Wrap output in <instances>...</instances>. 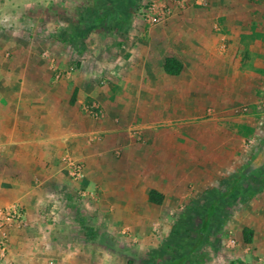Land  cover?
Masks as SVG:
<instances>
[{"label":"rangeland","instance_id":"1","mask_svg":"<svg viewBox=\"0 0 264 264\" xmlns=\"http://www.w3.org/2000/svg\"><path fill=\"white\" fill-rule=\"evenodd\" d=\"M79 2L0 0V58L26 53L46 60L51 84L77 74L84 89H94L98 98H86L82 108L95 128L92 150L105 155V164L123 161L125 168L157 171L164 199L159 206L139 209L148 222L139 223L138 232L126 227L122 241L104 230V222L90 213L79 193V201L56 208L46 221L66 251L95 246L106 259L112 252L111 261L117 264H145L141 241L158 240L156 219L172 224L190 199L203 205L205 191L224 193L231 178L264 151V0L129 2L126 25L92 29L75 41L76 51L56 36L73 25ZM162 7L171 14L161 23L152 22ZM141 52L147 55L140 58ZM169 56L183 64L178 76L163 73ZM125 139L134 143L133 150L125 147ZM172 170L177 192L167 188ZM259 173L252 170L247 177L259 191L240 206L235 202L226 223L232 230L230 245L241 244L252 253L245 262L264 261ZM224 230L215 246L203 247L210 256L220 249Z\"/></svg>","mask_w":264,"mask_h":264},{"label":"crops","instance_id":"2","mask_svg":"<svg viewBox=\"0 0 264 264\" xmlns=\"http://www.w3.org/2000/svg\"><path fill=\"white\" fill-rule=\"evenodd\" d=\"M146 55L141 52L140 58ZM76 75L51 84L46 60L26 53L0 58V208L17 205L23 212V220L8 229L9 249L0 253V264H117L114 258L111 261L112 252L106 259L95 246L79 245L77 250L66 251L51 236L52 224L46 221L53 218L56 208L79 201L77 195L85 189L89 194L80 198L82 203L104 222L105 231L121 240L126 227L138 232L139 223L149 219L139 211L154 205L148 201L149 191L165 193L157 171H139L133 165L125 168L123 161L105 164V155L92 150L95 128H90L82 108L86 98H98L94 89H84L82 78ZM127 141L123 144L133 150L134 143ZM66 156L84 161L83 179L71 176L63 161ZM174 170L168 173L167 188L177 192ZM155 225L158 240L141 241L146 250L156 247L172 226L159 219ZM224 229L220 249L204 264L252 257L241 244L230 245L234 244L228 238L231 227Z\"/></svg>","mask_w":264,"mask_h":264},{"label":"trees","instance_id":"3","mask_svg":"<svg viewBox=\"0 0 264 264\" xmlns=\"http://www.w3.org/2000/svg\"><path fill=\"white\" fill-rule=\"evenodd\" d=\"M137 1L80 0L77 8L73 10V25L58 33L56 37L76 50L75 41L86 37L92 29H102L105 24L114 28L126 25V21L131 15L127 11L126 5L129 2L137 3ZM162 69L167 76L174 77L181 73L183 64L175 57H167L163 61ZM73 100L74 97L71 99V104ZM259 167L261 169H258ZM252 170L261 172L259 177L262 180L261 186L264 187L262 178L264 151L260 152L250 167L231 178L232 182L224 193L216 189L205 191L203 196L206 201L203 205L190 199L172 223L168 235L156 247L145 251L143 254L144 263L204 264L209 261L211 256L203 247L216 245L226 223L234 212L233 204L236 202L240 206L259 191L249 185L247 177L253 176ZM162 200V194L156 190L149 191L148 201L150 203L160 205ZM90 241H94V238H91ZM243 242L250 243V237L246 233L243 235Z\"/></svg>","mask_w":264,"mask_h":264},{"label":"built area","instance_id":"4","mask_svg":"<svg viewBox=\"0 0 264 264\" xmlns=\"http://www.w3.org/2000/svg\"><path fill=\"white\" fill-rule=\"evenodd\" d=\"M171 10L169 7H162L156 13L153 14L151 21L154 23L163 22L169 15ZM90 110L93 109V106L89 107ZM63 161L66 163L70 170V174L74 179H83L85 176L84 167L82 164L76 160L71 159L66 156ZM81 197L86 196L85 192H80ZM23 220L22 209L13 205L10 207L0 208V253H5L9 249V240H8V229L18 225ZM232 264H264L263 261L256 262H235Z\"/></svg>","mask_w":264,"mask_h":264}]
</instances>
